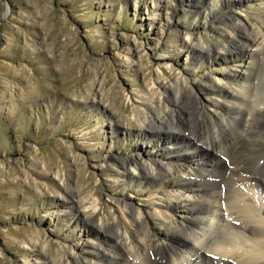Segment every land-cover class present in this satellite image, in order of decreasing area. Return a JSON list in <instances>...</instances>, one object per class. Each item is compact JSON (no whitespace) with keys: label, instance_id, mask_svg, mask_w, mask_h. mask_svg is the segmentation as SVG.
I'll return each mask as SVG.
<instances>
[{"label":"rangeland","instance_id":"1","mask_svg":"<svg viewBox=\"0 0 264 264\" xmlns=\"http://www.w3.org/2000/svg\"><path fill=\"white\" fill-rule=\"evenodd\" d=\"M263 10L264 0H0V264H129L132 247L154 260L178 243L150 216L154 184L139 173L168 176L154 202L170 210L173 228L185 225L193 195L177 185L196 166L179 157L183 133L209 145L212 110L250 119L229 103L247 81L248 55L224 50L243 33L264 34ZM258 59L249 79L262 94ZM222 137L219 154L201 155L217 164L204 168L218 181L221 210L238 184L234 167L264 160L263 147L232 149L235 136Z\"/></svg>","mask_w":264,"mask_h":264},{"label":"bare ground","instance_id":"2","mask_svg":"<svg viewBox=\"0 0 264 264\" xmlns=\"http://www.w3.org/2000/svg\"><path fill=\"white\" fill-rule=\"evenodd\" d=\"M249 2L250 0H236V5L241 7L243 4ZM214 9H216V5L215 7H211L210 12L214 13ZM262 20L264 23V10L262 13ZM251 33V35L248 32L243 33L241 37L242 39L238 38L237 42L235 44L233 43L234 46L232 48L229 47V50H224L226 51V54H230L231 52L235 51L234 53L237 54L244 53L248 55L249 62L246 69L248 72L247 81L241 89L233 91L234 93L231 94L232 98L230 96L231 101H229V103H231L233 109L239 110L241 112L244 110L246 113H248L249 116H251L250 119L247 120V117L245 116L244 119L242 118V120H240L237 115H235L237 118H234L232 122L230 119L223 118L221 115H216L215 111L212 110L213 113L209 120V128L206 129V131H203L204 136L206 135L208 137L206 138L209 139V145H207L205 143L206 141H203L199 134L194 132H188L186 134L183 133L182 131L184 130V132H186L187 128H182L180 126L186 125V121L183 118L174 116L172 113L169 114V117L171 118V121L170 118H168L169 124L172 126H177L179 124L180 126L178 125L179 128H177L178 130L176 131L182 132L183 137L187 140L185 150L182 146L178 149L179 157H181L183 160H186L187 158L189 162L195 158V160L191 163L196 166V169H194L191 173L187 172L184 176H180L178 180L179 184L177 185L179 188L186 186L188 193L190 192V194L193 195L190 196L189 200L186 201L190 202V208L187 209V223L183 226L173 228L172 226L175 224L173 221V216L170 214V210L167 211L159 207L157 203L154 202L160 191H162V187L164 188L165 186L163 180L168 176H157L156 174H153L152 170L147 168L146 172V169H144L145 172L139 173L138 177L140 180L151 181V183L154 184V187L152 188L155 190L149 193L147 196L149 199V207L151 208L150 216L155 219L158 218L157 220L162 226L168 227L169 230H171V236L173 238L178 237V243L176 241L174 244L169 243L168 247L161 251L162 255L159 258L156 257L158 259L154 260L149 258L150 256L148 257L144 253H140L138 251L140 246L137 245V247H132V255L130 252L132 251L131 249L130 251H127L128 253L130 252V255L133 257V261H130L129 264L264 263V160L262 163H260L259 160L256 166H242L241 164H237V166L234 167L237 171V174H239V178L236 179L238 181L237 185L239 187L237 185L230 187L229 192L226 194L228 202L224 204L225 209L221 210L220 203L222 200V195L218 185H215L218 181H211L210 178L212 177H210L209 170L205 169H209V167L212 168V166L215 167L217 164H206L208 161L202 159L201 157L202 153L205 151L207 152L208 150L215 151V155L219 154L216 145H222L221 137L222 134L226 132H229L231 136H235L231 145L232 149L238 141H241V144L247 145V149L248 147L251 150H258L262 147L264 148V121H257L258 117L264 116V93H258L252 81L249 79L250 76H253V68H258V64L260 63L258 56L260 58V55H263L264 58V34L256 33L254 30H251ZM197 47H199L201 51L204 49L201 44ZM205 49L209 54L212 51L209 47H206ZM179 84L184 85L185 82L181 81ZM176 103L177 102H174L173 104L176 105ZM154 119H151V121L150 119L148 120L149 125L155 123ZM159 122L160 121H158V124ZM252 122L256 123L258 127L262 124V131L253 133L252 135L243 133L244 131L241 130L242 125H249V123ZM217 123H219V128L217 127ZM250 127H252V124ZM235 131H237V134ZM168 132L169 130H166L165 133ZM242 146L243 145H241V147ZM189 151H191V153H189ZM199 162L201 164H199ZM160 167L165 169V173H170L173 171V167L168 165L160 164L159 168ZM250 170L251 174L249 175L248 172ZM195 181L199 184H197ZM205 184L207 187H205ZM200 189H202L201 193ZM175 198L179 199V197ZM228 207H230V209ZM120 210L123 221L129 226H133L137 235L141 234L140 231L145 228L143 223L138 224V220L134 218V216L126 215L124 211L126 210L125 206H121ZM233 214L235 216H233ZM113 247H116V245H113ZM101 249L104 251L108 250L106 247H102ZM107 252L112 256L114 255L115 257L114 251L108 250Z\"/></svg>","mask_w":264,"mask_h":264}]
</instances>
